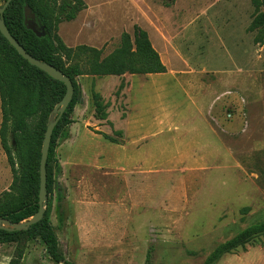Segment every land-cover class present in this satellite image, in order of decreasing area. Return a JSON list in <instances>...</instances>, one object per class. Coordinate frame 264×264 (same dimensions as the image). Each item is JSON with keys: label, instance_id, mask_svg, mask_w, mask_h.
<instances>
[{"label": "rangeland", "instance_id": "374dc122", "mask_svg": "<svg viewBox=\"0 0 264 264\" xmlns=\"http://www.w3.org/2000/svg\"><path fill=\"white\" fill-rule=\"evenodd\" d=\"M83 1L58 24L68 47L104 57L137 25L168 69L76 77L82 101L55 149L63 199L53 189L49 218L60 250L75 264H202L264 219V40L247 29L251 0ZM93 92L108 105L105 120ZM0 160L3 204L14 194L1 143ZM14 249L0 244V264ZM19 264L57 263L36 238ZM215 264H264V237Z\"/></svg>", "mask_w": 264, "mask_h": 264}, {"label": "trees", "instance_id": "16d2710c", "mask_svg": "<svg viewBox=\"0 0 264 264\" xmlns=\"http://www.w3.org/2000/svg\"><path fill=\"white\" fill-rule=\"evenodd\" d=\"M251 3L254 15L247 29L256 32L255 42L262 43L264 0H251ZM25 4L32 9L37 28L43 27V36L39 37L26 28L23 13ZM84 7L83 0H11L3 12L6 27L19 44L32 56L60 69L70 78L74 88L72 99L51 135L46 161L48 200L43 217L25 230L10 231L0 228V244L15 243L14 256L8 264H19L27 243L36 238H40L44 243L53 262L75 264L60 250L57 231L49 217L53 189L56 190L57 199L59 201L63 199V189L55 178L59 171L55 149L58 139L65 134L67 126L73 121L72 113L75 106L82 101L76 77L82 74L121 76L125 73L166 72V66L152 46L147 32L137 25L134 26L132 38L124 32L120 45L104 57H100V50L94 47L86 45L68 47L57 32L58 24L75 19L77 13ZM79 57H84L83 64ZM64 92V83L30 64L0 33V143L11 172L10 189L14 194L12 201L0 204V218L20 222L38 210L39 162L43 135L48 117ZM92 100L96 117L105 120L108 116L107 103L97 92L92 93ZM103 135L115 141L111 136ZM260 235L264 237V219L246 226L216 245L202 264H215L224 254L238 247L245 249L247 243Z\"/></svg>", "mask_w": 264, "mask_h": 264}, {"label": "water", "instance_id": "95a60500", "mask_svg": "<svg viewBox=\"0 0 264 264\" xmlns=\"http://www.w3.org/2000/svg\"><path fill=\"white\" fill-rule=\"evenodd\" d=\"M11 0H5V2L0 6V33L4 36V38L16 49V51L30 64L36 66L40 70L44 71L48 74L51 78L56 79L65 85V92L62 98L56 103V105L52 109V113H54V117L49 119L48 123L45 128V132L43 135L42 146H41V156L39 162V191H38V210L29 218L20 221V222H11L5 218H0V228L6 230H25L30 225L39 221L44 214L46 208V197H47V190H46V161L48 155L49 144L51 140V135L54 126L59 121L62 113L70 103L74 88L72 81L70 78L64 74L60 69L56 68L55 66L39 60L38 58L29 54L22 45L11 35L6 24L3 19V12L5 8L8 6ZM24 22L26 28L32 30L37 36H43V27L37 28L38 24L35 19V15L32 12V9L29 7L28 4L24 5Z\"/></svg>", "mask_w": 264, "mask_h": 264}, {"label": "crops", "instance_id": "0c3cea01", "mask_svg": "<svg viewBox=\"0 0 264 264\" xmlns=\"http://www.w3.org/2000/svg\"><path fill=\"white\" fill-rule=\"evenodd\" d=\"M156 51H157V50H156ZM158 53H159V52H158ZM159 55H160V58H161L162 62H163L164 65L166 66L168 62H166V61L162 58L161 54H159ZM167 69H168V66H166V70H167ZM0 122H1V109H0ZM0 163H1V160H0Z\"/></svg>", "mask_w": 264, "mask_h": 264}]
</instances>
